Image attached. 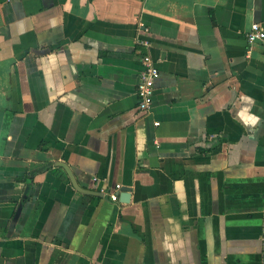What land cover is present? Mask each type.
I'll list each match as a JSON object with an SVG mask.
<instances>
[{
  "label": "crops",
  "instance_id": "crops-1",
  "mask_svg": "<svg viewBox=\"0 0 264 264\" xmlns=\"http://www.w3.org/2000/svg\"><path fill=\"white\" fill-rule=\"evenodd\" d=\"M254 23L264 0H0V264H264Z\"/></svg>",
  "mask_w": 264,
  "mask_h": 264
},
{
  "label": "built area",
  "instance_id": "built-area-1",
  "mask_svg": "<svg viewBox=\"0 0 264 264\" xmlns=\"http://www.w3.org/2000/svg\"><path fill=\"white\" fill-rule=\"evenodd\" d=\"M247 40L250 44L261 40L264 42V28L259 23L252 24L250 30L246 34ZM146 45H149L148 41H144ZM143 70L141 72V78L138 85L139 104L138 107L142 111H149L153 106V98L155 92V82L159 77L160 70L154 61V58L145 53L142 57ZM122 186L116 185V189L112 192L111 197L117 201L119 199V192Z\"/></svg>",
  "mask_w": 264,
  "mask_h": 264
},
{
  "label": "water",
  "instance_id": "water-1",
  "mask_svg": "<svg viewBox=\"0 0 264 264\" xmlns=\"http://www.w3.org/2000/svg\"><path fill=\"white\" fill-rule=\"evenodd\" d=\"M59 164H62L68 171L71 179H72V182L74 183V185L77 187V184H76V181H75V178H74V175L71 171V169L65 164V163H60ZM78 188V187H77ZM121 192H120V197H121V200L122 201H128L129 200V197H130V192H131V187L130 186H123L121 188Z\"/></svg>",
  "mask_w": 264,
  "mask_h": 264
}]
</instances>
